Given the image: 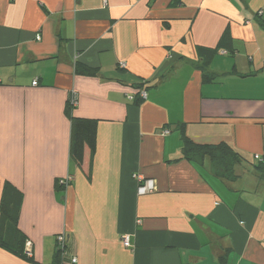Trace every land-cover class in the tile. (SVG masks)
<instances>
[{"label": "crops", "instance_id": "obj_1", "mask_svg": "<svg viewBox=\"0 0 264 264\" xmlns=\"http://www.w3.org/2000/svg\"><path fill=\"white\" fill-rule=\"evenodd\" d=\"M73 93L97 121L89 176L69 160ZM183 135L232 148V175L183 156ZM262 160L264 0H0V199L6 182L22 194L35 263L64 233L61 264H264Z\"/></svg>", "mask_w": 264, "mask_h": 264}, {"label": "trees", "instance_id": "obj_2", "mask_svg": "<svg viewBox=\"0 0 264 264\" xmlns=\"http://www.w3.org/2000/svg\"><path fill=\"white\" fill-rule=\"evenodd\" d=\"M74 73L80 77H96L98 70L83 64H76ZM214 78L215 76L213 74H202L203 81H213ZM132 101H134L135 105H138L142 101L139 98V93L135 97H132ZM65 113L70 122L69 160L79 168L85 166L87 169L86 175L89 176L91 161L96 147L97 121L75 117L73 115V106L69 100L65 108ZM183 141V156H188L193 153L207 156L213 161L222 163L225 172L232 175L233 162L239 160L238 153L234 152L232 148L225 144L196 145L184 135ZM255 169L260 177H264V160L257 164ZM57 186L62 189L65 188L64 185H59V182H57ZM21 203L22 194L14 186L6 182L0 199V249L27 263L37 264L33 261L31 255L27 253L26 238L18 228ZM67 243L65 245V251ZM61 257L62 250L57 248L52 264H61L63 261Z\"/></svg>", "mask_w": 264, "mask_h": 264}, {"label": "built area", "instance_id": "obj_3", "mask_svg": "<svg viewBox=\"0 0 264 264\" xmlns=\"http://www.w3.org/2000/svg\"><path fill=\"white\" fill-rule=\"evenodd\" d=\"M37 40H39V37H37ZM36 85H37V80L32 82V86H36ZM145 97H146L145 92H143V91L139 92V98L141 100H144ZM130 100H132V98H130ZM69 102L71 103V105L73 107L75 106L76 98H75V94L74 93L70 95ZM257 159H258V157L256 156L255 160H257ZM134 179H136L137 182H138V187H137V194L138 195H146V194L152 193L155 190V183H154L153 180H143V178L141 176H137V175L134 176ZM58 182H59V185L67 186L68 183H69V179L68 178L61 179ZM55 240H56V243H57V248L62 250V255H64L65 252H66L65 251V245H66V243L68 241L66 234L61 233V234L57 235ZM122 244H123L124 247H129V238H128V236H124L122 238ZM26 245H28V244H26ZM27 253L29 254V252H27ZM70 263L71 264H75L76 260L75 259H71Z\"/></svg>", "mask_w": 264, "mask_h": 264}]
</instances>
